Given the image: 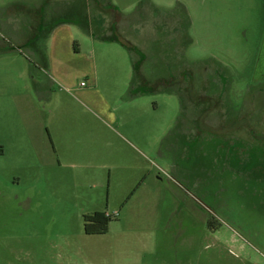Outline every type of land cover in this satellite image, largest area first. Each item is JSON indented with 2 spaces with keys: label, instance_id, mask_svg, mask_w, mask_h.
<instances>
[{
  "label": "rangeland",
  "instance_id": "1",
  "mask_svg": "<svg viewBox=\"0 0 264 264\" xmlns=\"http://www.w3.org/2000/svg\"><path fill=\"white\" fill-rule=\"evenodd\" d=\"M38 1L0 0V264H264V0H105L131 52L87 36L85 0L33 31ZM43 85L71 112L48 119ZM54 121L87 156L35 157Z\"/></svg>",
  "mask_w": 264,
  "mask_h": 264
},
{
  "label": "crops",
  "instance_id": "2",
  "mask_svg": "<svg viewBox=\"0 0 264 264\" xmlns=\"http://www.w3.org/2000/svg\"><path fill=\"white\" fill-rule=\"evenodd\" d=\"M101 1H104L103 6L101 5ZM46 3L47 1L45 2V0H39L37 2L38 4L37 11H33V12L29 11V14L34 16L32 19L33 25L30 27L33 31L35 30L37 31L45 27L47 28L46 31L48 29H53L52 30L53 32L55 29H57L58 27L62 25H70L74 23L71 19H59V18L58 19L56 18V20L48 21L50 12L49 11L45 12L44 10L46 7ZM105 5L108 8L113 7V9H116V7H114L112 4L108 2H105V0H85L86 13L89 14L88 8H90V14H91V15L89 14L90 16L88 15V21H86L87 26L86 27L81 26V23L77 22L76 20L75 22L77 23H74V24L80 25L83 31L87 34V36H89L90 38H93L94 40L97 39L101 42H111L107 40V37H109L108 35L110 31L114 29L115 25L111 24V16L109 14L110 10L105 9L104 8ZM114 12L120 14L119 16L122 17V14L119 11L114 10ZM30 48L34 50L35 52H37L38 56L43 58L42 56L44 55L40 53L39 48L37 47V44L33 43L32 46H30ZM51 81L55 83L53 80ZM88 81H90L91 83L96 81L95 72H92V74L88 77ZM140 86L142 87V84H140ZM85 88L87 87L86 86L80 87L77 90V94L81 98H83L84 101L88 103L90 102L95 103L92 97V94H91L92 91H88ZM129 90H130V93H134L137 95L136 87L131 85V83L129 84ZM36 93L38 94L37 96H35L34 94H33L34 96L31 94L29 95L30 97L39 99V102L46 103L49 105L47 109L48 119L55 118L56 120H58V119H61L63 113L66 110H69L71 112L70 108L68 107L69 105L67 106L64 105L65 102L63 101V98L60 96H57V92L55 91L51 92L49 91V89L47 90L46 86L43 85L39 90H37ZM67 93L68 92L64 94L62 93V96H67L69 99L75 100V102L78 103L81 107L84 106L83 102L79 101L77 97L72 96V94H69V93L67 94ZM79 111H80V107H79ZM83 112H85V108H83ZM30 114L31 112L27 111L23 115L25 130L28 134H30L32 131L31 129L32 126H30L31 125L30 124ZM53 123L55 124L54 125L52 124L51 125L52 127L49 126L48 128L49 137L46 140L44 139L42 141H41V138L39 139L37 146H36L37 149H34L35 157H79L80 152L85 151V150H86L85 155L87 156L88 154L87 147L78 148L76 147L75 144L70 143L68 138L66 139V141L61 139V134L63 133L64 135L66 134L67 131L66 129L62 127V125H60V123H58V121H54ZM87 236H95V235H87Z\"/></svg>",
  "mask_w": 264,
  "mask_h": 264
},
{
  "label": "trees",
  "instance_id": "3",
  "mask_svg": "<svg viewBox=\"0 0 264 264\" xmlns=\"http://www.w3.org/2000/svg\"><path fill=\"white\" fill-rule=\"evenodd\" d=\"M179 4V3H178ZM180 8L183 10V12L186 14L185 12V7L181 4H179ZM186 18L188 19L187 15ZM185 19L186 23L188 24L189 19L187 20ZM108 41L111 42H117L120 45H122L125 49H127L128 51H136L133 47L129 48L127 46L126 43L122 42L121 40L115 38V37H107ZM145 60V55L143 53L140 52V57L139 59L132 64V68H133V73L136 75L137 71H139L140 66L142 65L143 61ZM216 68L219 67V63L218 62H214ZM217 75H222L223 71H217L216 70ZM141 76V75H140ZM142 79V76H141ZM142 81V80H140ZM131 85L132 82H131ZM139 86V85H138ZM142 90L141 93H148L150 92V90H152L151 88H147L142 84ZM180 106H181V111H182V115H183V105H182V98L180 97ZM111 221V217L108 216L106 213L104 212H94L93 214H89V215H85L83 217V231L86 235H103L106 234L108 231V226L109 223Z\"/></svg>",
  "mask_w": 264,
  "mask_h": 264
},
{
  "label": "built area",
  "instance_id": "4",
  "mask_svg": "<svg viewBox=\"0 0 264 264\" xmlns=\"http://www.w3.org/2000/svg\"><path fill=\"white\" fill-rule=\"evenodd\" d=\"M80 86H81V87L85 86V83L81 82V83H80Z\"/></svg>",
  "mask_w": 264,
  "mask_h": 264
},
{
  "label": "flooded vegetation",
  "instance_id": "5",
  "mask_svg": "<svg viewBox=\"0 0 264 264\" xmlns=\"http://www.w3.org/2000/svg\"><path fill=\"white\" fill-rule=\"evenodd\" d=\"M214 61H215V60H214ZM214 61H213V62H214ZM215 62H217V61H215ZM218 63H219V62H218ZM219 64H221V63H219Z\"/></svg>",
  "mask_w": 264,
  "mask_h": 264
}]
</instances>
